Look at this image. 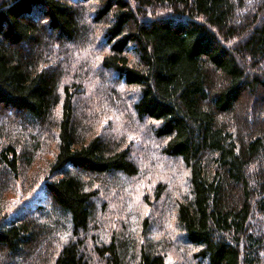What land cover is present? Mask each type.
Wrapping results in <instances>:
<instances>
[{
    "label": "trees",
    "instance_id": "obj_1",
    "mask_svg": "<svg viewBox=\"0 0 264 264\" xmlns=\"http://www.w3.org/2000/svg\"><path fill=\"white\" fill-rule=\"evenodd\" d=\"M78 42L101 56L98 70L63 74ZM85 85L105 101V121L117 118L103 137L80 135ZM245 91L260 106H245ZM118 114L148 121L155 151L175 162L180 191L156 200L174 194L171 218L192 259L264 264V0H0V264H177L156 239L172 234L168 216L158 237L143 217L138 242L114 228L108 178L139 174L134 145L113 143L123 142L113 136ZM52 143L46 172L21 182L42 180L37 213L18 209L16 181ZM150 144L139 145L153 156Z\"/></svg>",
    "mask_w": 264,
    "mask_h": 264
},
{
    "label": "rangeland",
    "instance_id": "obj_2",
    "mask_svg": "<svg viewBox=\"0 0 264 264\" xmlns=\"http://www.w3.org/2000/svg\"><path fill=\"white\" fill-rule=\"evenodd\" d=\"M79 15L81 16V14ZM91 35H92V30L89 28L84 37L90 39ZM81 44L82 42H78V44L75 45L77 49L73 53H64V58L61 60L62 61L61 66L59 64L60 66L59 69L62 71L63 74L70 71V75L72 74L74 75L78 73V70L82 68H88L87 70L89 73L94 69L95 71L98 70L97 66L99 64V58L101 56L93 54L91 51L84 48ZM53 45L55 46L56 44ZM81 46L82 48H79ZM66 47L67 45H63L62 50H65ZM47 54L48 53H45L43 55L46 56ZM73 68L75 69V71L71 72ZM247 74H252V72H249L247 70ZM93 76L94 75H91L90 78ZM104 79L105 82L107 83L110 80L112 82L114 81V79L112 78L111 79L101 78V80ZM66 80H70V78L63 79V83L69 85L70 83H68ZM112 86L113 85H111L110 87ZM71 89L73 90L71 92L75 93V95L77 96L78 92L76 91V89L74 88ZM115 89L118 92V94L123 92V86L119 85V83L115 86ZM85 91H86V95L82 96L83 100L84 101L90 100V102L85 106V110L82 107V102L76 101L75 103L76 114L79 115L80 113L86 116L85 123H82L80 125L81 126L80 135L89 139H91L94 136L103 137L104 131H106L104 127L105 122H107L109 126L112 123L113 126H116L114 122H116L117 118L111 119L109 117L108 120L105 121V118L99 112L101 108L106 106L104 103L105 101L104 100L100 101L98 95H96L98 91L97 90L95 91L90 86L85 85ZM245 92H243L244 98L242 97L243 99H246L247 97L245 106H248L252 102H253L252 104L255 105V107H258V105L260 106L258 101H255L257 100L256 96H250L247 91ZM126 104H131V103L128 102ZM123 115L124 114H118L119 124L113 136H115L117 140L123 141L124 143L123 142L122 143L113 142V143L117 146L115 148H118L119 150H124V148L128 145H134L132 148L133 155L132 154L130 155L132 156V159H134V161L136 160V162L139 165L138 166L139 174L134 178L125 179V180L122 179L120 183H116L117 181L116 178H108L106 187L109 190L118 193L114 197L113 201L112 202L109 201L108 203V209L111 210L113 207L114 209L113 214L117 218V219L115 218L116 225L114 226V228L119 232L125 230L126 235L129 234L130 236L136 238L138 242L142 236L141 222L143 217L147 216L149 222L154 224L156 223L154 227L152 226L150 228V231L154 237H158L160 234L164 233V229L160 227L162 223L161 219L168 216L167 222L170 224V226H174L172 227L171 230L172 234H170L167 237V240H163V239L159 240L160 238H156L158 239L157 241H161V243H163V241L168 242V247H169L167 251L169 257L167 259L168 263L176 262L177 264H198L199 262L197 260H193L191 257V256L194 257L193 254L196 251H191L190 248H188L185 244H183V241L180 239V234L178 229L176 228L175 225H173L171 214H172V210L175 208V203H176L175 201L173 206V201L175 200L174 194H172V192L169 191L168 193H165L159 201L156 200V198L161 192H165L166 190H168V188L171 189L173 185L177 186L174 182V179L170 178V171L176 167L175 162L168 159L164 160V158L159 157L161 155H159V153L155 151L156 148V145L154 144L155 142L151 139V132L147 128L149 127L148 125H150L148 121L138 122L131 115L129 116L132 118V121H127L130 117H127L126 120V117L124 118ZM146 143L148 144L151 143L150 144L151 147H149V150L155 153L153 156H148L146 153H144L142 146L139 145V144L145 145ZM108 145L109 148L112 149L111 148L112 145L110 143ZM53 151H54V145L52 143V145L48 149V152H45L43 155L40 156L38 160H36L33 163V165L22 171L21 178L16 181V189H18L19 192L22 194L21 197L19 198L13 194H9V195L6 194L4 196L5 201L7 200L16 203L17 199L19 198L18 207H17L18 209H22L26 204H28L27 211L37 213V210H34L33 208V206L37 207V202L36 199L34 202V199L32 198H34L33 196L35 194L37 195L40 193L42 180L33 183L32 185L26 182L22 185L21 182L23 180L24 175H29L31 172H35L37 169L38 170L41 169V171H43L42 173L46 172V166L50 162L51 156L53 155ZM187 175H188L187 171L184 169V167L181 166L177 168V172L174 175L175 180L183 189H185L187 186ZM159 186H161L160 190L158 188ZM172 189L174 190V188ZM178 190L180 191L179 188ZM13 209L14 208L6 209V207H1V216H6L15 213ZM107 228L108 227H105L104 229ZM62 242L65 243L67 242V240ZM45 245L46 243L41 244V246L39 247V252L44 250ZM158 248L161 249L162 245L159 244Z\"/></svg>",
    "mask_w": 264,
    "mask_h": 264
}]
</instances>
